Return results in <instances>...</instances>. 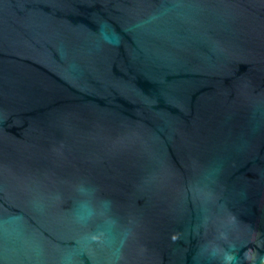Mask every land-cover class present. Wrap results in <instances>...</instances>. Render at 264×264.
Listing matches in <instances>:
<instances>
[{"label": "water", "instance_id": "95a60500", "mask_svg": "<svg viewBox=\"0 0 264 264\" xmlns=\"http://www.w3.org/2000/svg\"><path fill=\"white\" fill-rule=\"evenodd\" d=\"M0 264H264V0H0Z\"/></svg>", "mask_w": 264, "mask_h": 264}]
</instances>
